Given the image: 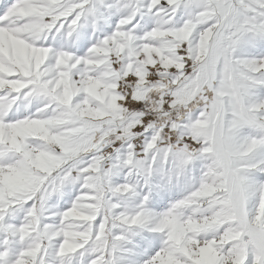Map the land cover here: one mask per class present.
Returning <instances> with one entry per match:
<instances>
[{"label":"snow or ice","instance_id":"snow-or-ice-1","mask_svg":"<svg viewBox=\"0 0 264 264\" xmlns=\"http://www.w3.org/2000/svg\"><path fill=\"white\" fill-rule=\"evenodd\" d=\"M105 9L127 12L85 55L47 46L53 33L72 37L82 21L91 19L95 28ZM182 9L189 14L175 26ZM142 11L140 0H12L0 16V264H71L89 253L86 264H264V181L250 179L253 172L264 175V161L255 158L264 149V102L249 100L254 86L264 85V58L237 55L244 34L264 38V0H149L146 11L157 17L156 26L138 37V25L128 26ZM154 31L189 33L163 52L179 70L166 68L155 51H144L161 47ZM77 38L83 44L87 34ZM185 84L199 89L198 114L187 123L172 121L170 128L161 120L157 127H163L145 144L146 159L137 161L134 129L151 127L149 106L166 117L190 110L191 104L174 103L173 93ZM21 99L40 106L33 115L13 118L9 113ZM209 117V127L197 124ZM245 125L259 129L260 138L242 140L238 132ZM176 130L197 150L161 147V133L171 137ZM58 139L67 150L58 147L55 163L40 171L41 154ZM77 139L84 143L74 144ZM229 139L239 148L235 156L222 148ZM116 141L128 142L126 156L105 153ZM77 148L87 150L78 154ZM172 156L180 168L204 161L199 184L151 222L143 205L126 211L121 200L138 186L114 184L113 171L127 167L129 176L147 184L152 166ZM69 183L79 184V194L57 224L46 222V201ZM18 211L23 220L17 227L8 219ZM138 229L164 238L146 261L142 250L155 244L134 239ZM121 250L128 253L123 261Z\"/></svg>","mask_w":264,"mask_h":264},{"label":"rangeland","instance_id":"rangeland-1","mask_svg":"<svg viewBox=\"0 0 264 264\" xmlns=\"http://www.w3.org/2000/svg\"><path fill=\"white\" fill-rule=\"evenodd\" d=\"M101 3H107V0H100ZM112 2H117V0H112ZM129 3L132 0H128ZM149 0H140L142 13L137 15L136 20L133 21L129 28L135 27L134 34L138 37H142L147 32L153 30L156 26L157 18L152 13L146 11V5ZM12 3V0H0V16L4 14L7 6ZM126 9L121 10H104L95 20V28L92 26L90 21H82L80 27L77 29V33H74L72 37H68L66 33L62 35L53 33L47 41V46L52 47L56 51H71L75 55L83 56L87 53L88 48H90L98 39L103 38L105 35H110L114 29L115 25L118 23L119 19L122 18V14L126 13ZM189 11L181 10L177 14L175 21V26L182 25L183 21L187 18ZM86 33L87 39L83 44L78 40V34ZM237 55L240 59H260L264 58V38L257 36L256 34H244L241 37V41L237 46ZM249 100L252 103L264 102V85H259V83L254 86L250 91ZM40 106L39 102L33 100L30 104L24 102L22 99L17 102L14 110L9 113L10 116L17 119H22L26 116L33 115ZM199 109L194 111L186 112L178 118H174L172 113L168 114L164 123L169 124L175 121L178 124L187 123V121L195 117ZM134 113H139L142 111L141 108L133 109ZM147 111V110H146ZM150 113L149 111H147ZM156 112H151V127L146 131H141L139 129H134V132L138 133L133 137L131 143L135 145L134 153L135 159L137 161L141 159H146L144 156V147L146 142L151 138V136L159 132V128L156 124H160V118L165 116H160V114H155ZM145 116V119H148ZM242 140L251 138H260L261 132L259 129L253 128L251 126H242L238 132ZM183 138V139H182ZM161 147H171L176 151H181L185 144L188 145L190 151H195L199 147L198 145H193L189 136H186L183 132L176 130L171 137H166L161 133V138L159 141ZM105 153L112 156H126L128 153V142L116 141L113 144L105 148ZM257 163L264 161V149H257L255 154ZM109 167L112 166L111 160L108 161ZM205 163L201 159H194L188 165L183 166V168L178 167V161L175 156L170 157L167 164L160 162L158 165H153L151 169L150 176L148 178L147 184L144 183L143 179H137L134 176H129V169L127 167H120L113 171L112 182L114 184H124L131 183L134 186H138L134 193L129 194L127 197L121 200L123 208L128 212H134L137 208L143 205L144 210L149 214V221L156 220L166 213L173 204L177 201L185 198L194 187H196L200 179L202 178L203 170L205 168ZM250 179L259 183L264 181V175L260 172H253ZM80 186L79 184H66L61 193L50 197L46 201L44 218L45 221L52 224H57L59 222L60 214L67 210L75 197L79 194ZM147 196V201H144L143 197ZM254 206V205H253ZM183 214V213H182ZM23 215L18 211L14 215H10L8 223L19 226L22 223ZM209 238L211 233L206 234ZM134 239L137 240H147L155 244V247H148L142 250V259L148 260L151 256L159 250L164 242L163 235L157 232H149L146 229H138L134 235ZM15 246L18 250L23 249V245L18 240L15 241ZM18 255V251L15 253ZM127 250H121V255L118 257L121 261L127 258ZM91 254H87L83 257L76 256L72 258L71 264H86L87 261L91 260Z\"/></svg>","mask_w":264,"mask_h":264},{"label":"clouds","instance_id":"clouds-1","mask_svg":"<svg viewBox=\"0 0 264 264\" xmlns=\"http://www.w3.org/2000/svg\"><path fill=\"white\" fill-rule=\"evenodd\" d=\"M189 33L187 31H185L184 33H176V32H172V31H154L153 32V37L158 38L160 40L161 43V47L157 48V49H153V48H149L147 46H145L144 51L146 53H151L153 51H155L157 53V55H159L161 57V59L164 61V66L166 68H172V67H177L176 62L173 59L167 58L163 56V52L164 51H172L175 47V42L180 40L182 38V36H186ZM171 38V39H169ZM203 51V49H202ZM151 62V61H150ZM182 67V66H180ZM177 70H179V67H177ZM173 84H177V80H173L172 81ZM90 92H94L95 91V87H91L89 89ZM199 89L196 88H192L189 84H185L183 86H180L177 88V91L173 93L174 96L177 97V100L174 101V103L176 102H182L184 104L185 107H187L189 104L193 105L194 102L196 101V97H197V93H198ZM225 95H227L225 93ZM65 100H70V96L68 94L67 91V87L65 88ZM222 103V100H221ZM201 116L204 115V113H200ZM212 122V117H209L207 120H198L197 124L200 125L201 127H209L210 123ZM35 130H40L39 128H36ZM74 144L76 145H81L84 143V141L82 140H74L73 141ZM59 147L60 151H66L67 149L64 147V145L62 143L59 142V139L57 140V143H53L50 144L48 147V154H41L40 156V161H41V168L39 169L40 171H46L48 167L52 166L55 161H56V155H57V148ZM222 148L225 151H229V150H233L232 151V155L235 156L238 151L239 148L237 147V145L231 141V139L229 140H225L222 144ZM86 148H77V152L79 154L80 151H86ZM93 171H99V167L97 166L96 168L92 169ZM20 182L24 183L25 180L24 178H20ZM179 215H182L179 214ZM179 215H177V223H179ZM235 264H240L239 259H237V261L235 262Z\"/></svg>","mask_w":264,"mask_h":264},{"label":"crops","instance_id":"crops-1","mask_svg":"<svg viewBox=\"0 0 264 264\" xmlns=\"http://www.w3.org/2000/svg\"><path fill=\"white\" fill-rule=\"evenodd\" d=\"M189 71H190V69H189ZM157 80H159V77H157ZM153 102H155V96H153V98H152L150 101H148L149 105H151V103H153ZM199 106H201V105L194 103V104L191 106V109H190V110H180V111H175V110H173V111L170 112V113H172L171 116L173 115L174 118H178L179 116H182V115L185 114L186 112H190V111H194L195 109H199ZM147 111H149V112L151 113V112H154L155 110L152 109V108L149 106V108L147 109ZM155 112H156V111H155ZM170 113H168V114H170ZM155 114H158V113L156 112ZM159 114H160L161 117H162V116H165V114H163V113H159ZM168 114H167V115H168ZM165 119H166V116H165L164 118H160L159 121H161V120L165 121ZM158 124H159V123H158ZM158 124H156V125H158ZM160 127H163V125H160ZM160 127H158L159 130H160Z\"/></svg>","mask_w":264,"mask_h":264},{"label":"bare ground","instance_id":"bare-ground-1","mask_svg":"<svg viewBox=\"0 0 264 264\" xmlns=\"http://www.w3.org/2000/svg\"><path fill=\"white\" fill-rule=\"evenodd\" d=\"M157 18V17H156ZM260 85V84H259Z\"/></svg>","mask_w":264,"mask_h":264}]
</instances>
